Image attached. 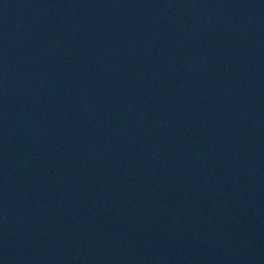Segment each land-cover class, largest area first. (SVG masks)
I'll use <instances>...</instances> for the list:
<instances>
[{
    "label": "water",
    "instance_id": "water-1",
    "mask_svg": "<svg viewBox=\"0 0 264 264\" xmlns=\"http://www.w3.org/2000/svg\"><path fill=\"white\" fill-rule=\"evenodd\" d=\"M0 264H264V0H0Z\"/></svg>",
    "mask_w": 264,
    "mask_h": 264
}]
</instances>
